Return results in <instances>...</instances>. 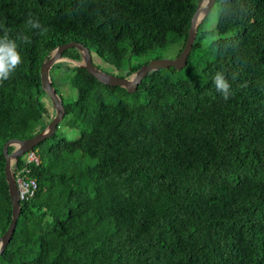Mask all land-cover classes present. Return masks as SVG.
Here are the masks:
<instances>
[{"label": "trees", "instance_id": "1", "mask_svg": "<svg viewBox=\"0 0 264 264\" xmlns=\"http://www.w3.org/2000/svg\"><path fill=\"white\" fill-rule=\"evenodd\" d=\"M215 4L216 39L207 41L206 17L187 66L149 73L135 93L65 62L52 67L53 87L72 93L59 96V126L78 137L68 141L57 128L33 149L38 190L20 204L0 264H264V0ZM196 5L0 0V35L8 30L23 60L0 83V235L11 219L3 145L48 124L47 55L80 43L128 77L142 66L133 57L170 44L179 55ZM29 14L48 31L31 28ZM63 56L80 61L75 49ZM217 72L231 84L227 101L215 89Z\"/></svg>", "mask_w": 264, "mask_h": 264}, {"label": "water", "instance_id": "2", "mask_svg": "<svg viewBox=\"0 0 264 264\" xmlns=\"http://www.w3.org/2000/svg\"><path fill=\"white\" fill-rule=\"evenodd\" d=\"M215 2L216 0H200L197 3L195 12L191 18V24L185 44L175 59H153L147 64L141 66L137 71L128 77H116L100 70L94 65L89 49L80 43L71 42L62 44L57 46L47 55L40 67V80L42 89L50 102L51 108L53 109L54 116L46 127L35 136L26 140L11 139L3 145L2 149L3 156L5 158V180L8 186V194L11 202V219L7 229L0 236V255L10 243L16 228L17 220L21 213V205L18 200L12 163L17 162L18 158L26 152L32 151L40 143L51 138L56 133V130L65 115L63 102L56 92V89L53 87L52 80L50 78V71L52 67L57 63L66 62L74 67L84 69L102 85L123 88L130 94L135 93L139 84L149 73L170 67L175 68L177 71H181L187 66V59L193 48L198 25L207 17ZM69 49H75L78 51L80 61L63 56V53ZM10 147L13 148L11 153L8 152Z\"/></svg>", "mask_w": 264, "mask_h": 264}, {"label": "rangeland", "instance_id": "3", "mask_svg": "<svg viewBox=\"0 0 264 264\" xmlns=\"http://www.w3.org/2000/svg\"><path fill=\"white\" fill-rule=\"evenodd\" d=\"M197 3L200 0H195ZM218 19V5L214 4V6L211 8L209 14L207 15V19L204 22L202 29L204 32L209 33L210 35L207 38V41L215 40V26ZM172 38V37H170ZM179 50V46L177 44H170L165 49L158 51L157 53L153 54L152 56H146V57H133L132 58V64L141 63L142 66L145 65L146 61H151L153 59H159V60H173L177 57V52ZM92 60L96 67H98L103 72L116 76L121 77L124 73V69L117 70L113 66L109 65L108 61L104 62L100 58H98L95 54H92ZM66 63V62H65ZM69 64V63H68ZM70 65V64H69ZM72 66V65H70ZM56 90H58V95L61 96L63 100H69L72 96L71 91L69 90L68 85H61L58 81L56 82ZM46 102V101H45ZM46 107L48 108V112L45 115V121L48 123L51 121V119L54 116V112L52 111L50 104L47 102ZM57 135L59 137L65 138L68 141H74L78 137L77 130L74 129H65L60 125L58 127ZM36 151V150H34ZM1 233V229H0ZM1 236V235H0Z\"/></svg>", "mask_w": 264, "mask_h": 264}, {"label": "clouds", "instance_id": "4", "mask_svg": "<svg viewBox=\"0 0 264 264\" xmlns=\"http://www.w3.org/2000/svg\"><path fill=\"white\" fill-rule=\"evenodd\" d=\"M27 24L33 29H41L42 32L48 31L47 28H42L39 20L32 18L31 14H29ZM22 40L24 43L30 42L27 37H22ZM22 62L17 40L10 38L8 30L5 28L3 35H0V83L8 80ZM235 78V75H233V79ZM213 83L216 91L222 95L225 101L233 94L231 84L223 72L215 74Z\"/></svg>", "mask_w": 264, "mask_h": 264}, {"label": "built area", "instance_id": "5", "mask_svg": "<svg viewBox=\"0 0 264 264\" xmlns=\"http://www.w3.org/2000/svg\"><path fill=\"white\" fill-rule=\"evenodd\" d=\"M20 162L12 163L14 180L17 187L19 203L30 201L38 190L37 181L31 177L32 168L40 165V157L37 151H29L18 158Z\"/></svg>", "mask_w": 264, "mask_h": 264}]
</instances>
